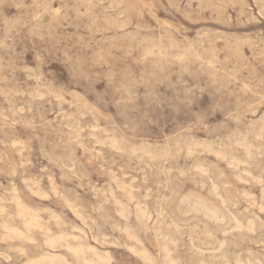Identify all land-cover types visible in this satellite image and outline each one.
Wrapping results in <instances>:
<instances>
[{
	"label": "rangeland",
	"instance_id": "1",
	"mask_svg": "<svg viewBox=\"0 0 264 264\" xmlns=\"http://www.w3.org/2000/svg\"><path fill=\"white\" fill-rule=\"evenodd\" d=\"M174 181L251 228L199 248ZM0 205V264H264V0H0Z\"/></svg>",
	"mask_w": 264,
	"mask_h": 264
},
{
	"label": "bare ground",
	"instance_id": "2",
	"mask_svg": "<svg viewBox=\"0 0 264 264\" xmlns=\"http://www.w3.org/2000/svg\"><path fill=\"white\" fill-rule=\"evenodd\" d=\"M109 139H111V138H109ZM112 144H113V142H112ZM115 144H116V142H115ZM189 147L187 146L186 148L189 149ZM246 147H248V146H246ZM139 150H141V149H139ZM14 192L15 191H13V193ZM208 193L210 196H206L202 192L195 191V190L182 191L180 188V185L174 181V188L171 190V195H170L169 199L164 204H163V199H161L160 203L158 204V208L155 211H156L157 217H160L162 220H164L163 218L166 216V213H165V210H166L168 218L170 219V222H171L170 224L177 231H180L184 227H190V229H192V231L194 232V237H192L191 240L193 242H195L199 248H206L208 250L209 249H213V250L218 249L219 250V249H221L227 245V241H226L227 239H225L224 234L232 233V231H234V230H236L238 232L242 231L243 229L249 230L251 228L252 223L251 222L243 223V221L241 219H239V217L236 214H234L228 208L226 201L223 199V197L220 194H218V192L216 191V187L214 185H212V187H210L208 189ZM14 196H16V195H14ZM17 198H18V196H17ZM13 201H14V199H13ZM18 206H19V204H18ZM22 206H24V205H22ZM0 207H1V205H0ZM22 211H23V209H22ZM74 211H76V210L74 209ZM1 212H2V210H1ZM18 212H19V210H18ZM18 212L16 211V213H18ZM21 214H22V212H21ZM150 214H151L150 210L148 209V207L146 205H140L138 207L137 215L140 218L148 219L150 217ZM22 215L25 218L27 216V215L25 216L24 213ZM39 217L35 214H30L29 216H27V218L25 219L23 224H25V227L28 231L33 230L34 228H40V230H41V223H40ZM57 220H58V218H57ZM5 228H7V226H5ZM15 228L16 227H14V229ZM16 230L17 229H15V231ZM15 231H13V232H15ZM25 232H26V230H25ZM11 233H12V231L9 232V234H11ZM6 234H8V232ZM18 236H21V235H18ZM46 238L48 240L47 241L48 244L51 246H54L57 244L68 246L65 237L48 236ZM175 245H176V238L174 236L163 235L161 247L165 251L167 264L175 263L174 257L172 255V250H173L172 247ZM68 247L70 249H72L73 252L75 253V255H77V256L81 252V249L79 247H70V246H68ZM146 254H147L146 252H143V251L141 252V255L143 257L146 256ZM39 262H40V264H53L55 262V258H52L49 255H45L39 259ZM87 263L88 264H107V261L103 257L97 256L96 258L90 259L89 261H87ZM259 263H261V261H259V259L256 257L253 259H247L245 261L241 257V254L235 253V259H234L233 264H259ZM225 264H232V263L229 260H226Z\"/></svg>",
	"mask_w": 264,
	"mask_h": 264
}]
</instances>
